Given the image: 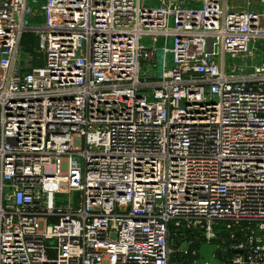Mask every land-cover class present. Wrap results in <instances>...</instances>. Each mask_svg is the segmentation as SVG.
<instances>
[{
    "label": "built area",
    "instance_id": "1",
    "mask_svg": "<svg viewBox=\"0 0 264 264\" xmlns=\"http://www.w3.org/2000/svg\"><path fill=\"white\" fill-rule=\"evenodd\" d=\"M240 1L0 0V264H264V0Z\"/></svg>",
    "mask_w": 264,
    "mask_h": 264
},
{
    "label": "rangeland",
    "instance_id": "2",
    "mask_svg": "<svg viewBox=\"0 0 264 264\" xmlns=\"http://www.w3.org/2000/svg\"><path fill=\"white\" fill-rule=\"evenodd\" d=\"M147 2L148 3H152V2H156V0H147ZM241 2V4H242V6L241 7H245L244 5L246 4V0H241L240 1ZM157 4H159V2L157 3ZM154 6H156V5H154ZM159 6V5H158ZM252 7L253 8H256L257 7V4H256V1H253V5H252ZM196 8V7H195ZM43 21H44V18H43V16H40L36 21H32L31 22V25H34V26H39V25H42L43 24ZM171 25H173V21H171ZM172 43H173V41L172 40H170V42H169V46H172ZM24 44H25V46H30L31 47V50H32V52H34V58H35V60H36V63H38V64H40V63H42V60H41V58H42V55H41V53H40V51L38 50V48L37 49H35V45H36V43H35V39H34V37L32 38H30V36L28 35H26L25 36V39H24ZM160 46L162 45V44H159ZM161 59H162V52H161V50H159L158 51V64H157V66H159L160 65V63H161ZM161 72H162V68L161 67H155L154 68V73L153 74H155L156 76H158V75H160L161 74ZM172 225H173V223H172ZM188 236V238L189 237H192V236H194L195 234H194V232H191V231H189V230H186V232H181L180 234H179V237H181V236ZM174 242H175V247H176V244H179L181 241L179 240V238H178V236L177 237H175L174 238ZM211 244H213V242H211ZM180 246H182V248H185V247H188L190 244L187 242H182V243H180L179 244ZM177 248V247H176Z\"/></svg>",
    "mask_w": 264,
    "mask_h": 264
},
{
    "label": "water",
    "instance_id": "3",
    "mask_svg": "<svg viewBox=\"0 0 264 264\" xmlns=\"http://www.w3.org/2000/svg\"><path fill=\"white\" fill-rule=\"evenodd\" d=\"M218 252V245L213 243H203L200 246V257L197 260L196 264H224L220 259H218L215 255Z\"/></svg>",
    "mask_w": 264,
    "mask_h": 264
},
{
    "label": "trees",
    "instance_id": "4",
    "mask_svg": "<svg viewBox=\"0 0 264 264\" xmlns=\"http://www.w3.org/2000/svg\"><path fill=\"white\" fill-rule=\"evenodd\" d=\"M28 35L30 36V38H31V37L33 38V37H34L33 34H31V33H28L27 36H28ZM27 47H30V46H27Z\"/></svg>",
    "mask_w": 264,
    "mask_h": 264
}]
</instances>
